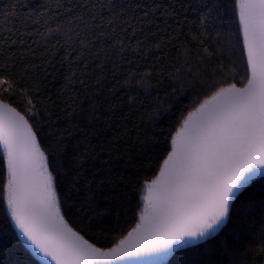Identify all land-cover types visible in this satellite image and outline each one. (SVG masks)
<instances>
[{"label": "snow or ice", "instance_id": "6c2138e0", "mask_svg": "<svg viewBox=\"0 0 264 264\" xmlns=\"http://www.w3.org/2000/svg\"><path fill=\"white\" fill-rule=\"evenodd\" d=\"M0 231L23 264H264V0L0 6Z\"/></svg>", "mask_w": 264, "mask_h": 264}, {"label": "trees", "instance_id": "16d2710c", "mask_svg": "<svg viewBox=\"0 0 264 264\" xmlns=\"http://www.w3.org/2000/svg\"><path fill=\"white\" fill-rule=\"evenodd\" d=\"M8 3V0H0V6L3 4ZM6 102H11L14 107H17L18 110H23V105L19 101H22V97H14L11 101L8 100L7 97L4 98ZM87 196L86 192L80 193V201L83 202L84 198ZM108 201H105L103 197L100 198V207L104 208L109 206ZM75 212V210H73ZM117 212V209L115 206H113V214ZM82 221H87V217L91 215V213L88 211L87 207L83 208L81 212L79 213ZM69 221L73 222L75 220V216L73 214H69L68 216ZM111 223V221H109ZM74 226H77L74 224ZM0 245L6 247L8 249L9 255L6 257L7 259L17 261L18 264H23L24 260L26 259V256L24 254V249L21 245L17 244L16 241L10 236L5 234L3 231H0Z\"/></svg>", "mask_w": 264, "mask_h": 264}, {"label": "water", "instance_id": "95a60500", "mask_svg": "<svg viewBox=\"0 0 264 264\" xmlns=\"http://www.w3.org/2000/svg\"><path fill=\"white\" fill-rule=\"evenodd\" d=\"M133 259V261H135V258H132Z\"/></svg>", "mask_w": 264, "mask_h": 264}]
</instances>
